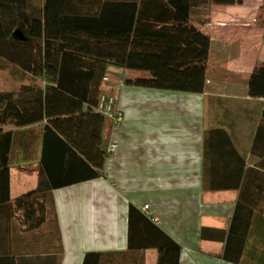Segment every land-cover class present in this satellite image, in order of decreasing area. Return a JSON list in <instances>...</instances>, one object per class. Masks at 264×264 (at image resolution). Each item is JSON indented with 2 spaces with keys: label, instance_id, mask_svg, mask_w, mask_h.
I'll return each mask as SVG.
<instances>
[{
  "label": "crops",
  "instance_id": "0c3cea01",
  "mask_svg": "<svg viewBox=\"0 0 264 264\" xmlns=\"http://www.w3.org/2000/svg\"><path fill=\"white\" fill-rule=\"evenodd\" d=\"M250 1L211 6L201 27L210 36L201 92L128 84L150 73L106 65L123 118L113 125L100 113V148L117 145L98 177L77 179L87 172L83 157L69 143L71 151H61L56 138L44 167L43 123H0L12 132L9 197L36 188L39 176L50 188L36 227L0 203V264H264V95L248 93L252 71L264 63V27L210 25L264 7ZM21 73L0 59L1 106L22 99L24 85L50 84ZM88 111L98 112L83 103L80 113ZM86 121L90 140L96 122ZM71 138L88 143L81 132ZM66 175L77 181L51 187Z\"/></svg>",
  "mask_w": 264,
  "mask_h": 264
},
{
  "label": "trees",
  "instance_id": "16d2710c",
  "mask_svg": "<svg viewBox=\"0 0 264 264\" xmlns=\"http://www.w3.org/2000/svg\"><path fill=\"white\" fill-rule=\"evenodd\" d=\"M242 1L0 0V59L18 67L20 76L50 83L45 89L24 85L22 99L7 100L3 106L0 99V123H43L44 167L48 144L56 138L61 151H71L69 143L80 153L77 158L83 157L87 172L77 179L100 176L106 155L99 140L103 117L80 109L83 103H97L106 65L150 73L147 78L126 80L128 84L201 92L210 46V36L201 27L209 21L210 7ZM248 93L264 95V63L252 71ZM91 118L96 133L88 140L86 120ZM72 132H81L88 143L77 144ZM11 141V130H0V203L22 210L27 225L36 227L43 221L44 194L50 188L39 176L36 188L9 197ZM72 181L77 180L66 175L50 184Z\"/></svg>",
  "mask_w": 264,
  "mask_h": 264
},
{
  "label": "rangeland",
  "instance_id": "374dc122",
  "mask_svg": "<svg viewBox=\"0 0 264 264\" xmlns=\"http://www.w3.org/2000/svg\"><path fill=\"white\" fill-rule=\"evenodd\" d=\"M254 2L256 4V1H254ZM210 9H211V7H210ZM254 9L255 10H254L253 13L251 11V13H250L249 16L243 17V19H241L240 21L229 22L226 25H224V22L217 25L216 24L217 21H215V22H211L210 25L212 26V28H213V26H217L219 28H224V29L229 28L230 31L233 30V29H243V30H248L249 31L251 29L253 30V28H255L257 26L264 27V7H263V5L261 4L259 6V8H258V5H255ZM227 18L228 19L218 20V21H226V22H228V21H231L229 19H232L231 17H227ZM106 76L108 77V79L106 81L102 80V83L101 84H103V82L104 83L111 82L110 83L111 84L110 85L111 87H109L108 89L104 90V93L107 94V95H109V96H111L113 98L114 97V95H113L114 94V90H113V86H112V84H113V82H112L113 81V78L110 75H106ZM113 109L116 110V111H120L121 112V110L118 107H116L115 105H113ZM122 118H123V114L121 113V120H122Z\"/></svg>",
  "mask_w": 264,
  "mask_h": 264
},
{
  "label": "built area",
  "instance_id": "2783aa9c",
  "mask_svg": "<svg viewBox=\"0 0 264 264\" xmlns=\"http://www.w3.org/2000/svg\"><path fill=\"white\" fill-rule=\"evenodd\" d=\"M107 79L108 77L106 75L102 77V80L104 81ZM113 105V98L104 92H101L98 96L97 103L95 104V109L106 118H109L113 125H117L121 121V112L114 110ZM116 145L117 144L115 142H109L106 153H111L115 149ZM142 208L143 211L146 212L147 205L144 204Z\"/></svg>",
  "mask_w": 264,
  "mask_h": 264
}]
</instances>
